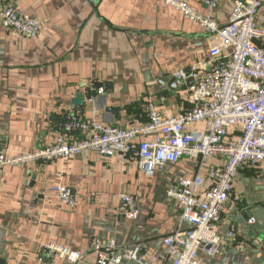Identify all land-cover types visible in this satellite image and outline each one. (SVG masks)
Instances as JSON below:
<instances>
[{"label":"crops","instance_id":"1","mask_svg":"<svg viewBox=\"0 0 264 264\" xmlns=\"http://www.w3.org/2000/svg\"><path fill=\"white\" fill-rule=\"evenodd\" d=\"M262 1L256 18L260 27ZM14 2L40 21L41 32L37 38L16 34L0 18V137L9 154L54 143L68 105L122 128L144 125L151 108L170 117L193 106L188 84L177 81L172 89L171 80H158L201 62L209 68L211 39L205 27L164 0ZM188 2L225 24L235 0H219L216 8L205 0ZM79 94L81 104L74 102ZM147 139L152 137L135 141ZM208 163L202 166L184 155L147 175L134 159L91 150L53 162L7 166L0 172V258L6 264H72L59 257L42 259L44 246L55 243L84 252L87 264H93L90 242L99 236L115 239L119 248L145 242L155 264L166 262L160 240L178 229L180 214L178 200L168 191L181 177L206 174L210 164L222 161L212 157ZM56 184L73 188V207L53 194ZM122 193L136 196L137 217L124 215ZM257 224L264 225V164L238 172L215 225L222 237L232 230L235 236L218 255L201 252V264H264Z\"/></svg>","mask_w":264,"mask_h":264},{"label":"built area","instance_id":"2","mask_svg":"<svg viewBox=\"0 0 264 264\" xmlns=\"http://www.w3.org/2000/svg\"><path fill=\"white\" fill-rule=\"evenodd\" d=\"M164 1L205 27L211 39L209 68L201 62L175 72L179 84L192 79L187 89L193 106L170 117L151 108L144 125L122 128L99 121L94 112L87 114L68 105L52 144L9 154L0 137V172L7 166L53 162L91 150L117 156L121 161L134 159L147 175L178 162L184 155L207 167L212 157H218L222 163L210 164L206 174L181 177L168 191L179 202V227L160 240L166 262L157 264H201V252L218 255L235 236L232 230L227 238L222 237L215 225L232 197L238 172L264 164V27L256 22L263 1L235 0L225 24L215 20L213 12L199 13L188 0ZM205 2L216 8L219 0ZM0 18L11 32L28 38L40 35V21L21 12L14 0H0ZM138 136L152 139L136 143ZM51 190L64 203L75 205L73 188L56 184ZM120 203L126 217L138 216L135 195L122 193ZM249 221L255 222L254 218ZM90 246L96 256L93 264H155L145 242L119 248L115 239L94 236ZM41 257L87 264L84 252L55 243L46 244Z\"/></svg>","mask_w":264,"mask_h":264},{"label":"water","instance_id":"3","mask_svg":"<svg viewBox=\"0 0 264 264\" xmlns=\"http://www.w3.org/2000/svg\"><path fill=\"white\" fill-rule=\"evenodd\" d=\"M168 80H171V83H170V88L174 89L176 87H178V78L176 76L174 77H170V76H165V77H162L158 80V83L159 84H164V82L168 81ZM192 82V79L190 78L188 80V85H190ZM83 99V96L82 95H78V97H76V99L74 100L75 103L77 104H81L82 103V100ZM251 219V217L249 218V220ZM257 229H258V233L260 235V237L262 239H264V225H260V224H257L255 226ZM0 264H6V259L5 258H0ZM80 264H86V263H80Z\"/></svg>","mask_w":264,"mask_h":264}]
</instances>
